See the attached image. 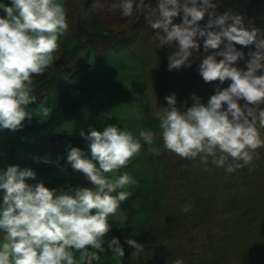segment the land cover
Instances as JSON below:
<instances>
[{
	"label": "clouds",
	"instance_id": "clouds-1",
	"mask_svg": "<svg viewBox=\"0 0 264 264\" xmlns=\"http://www.w3.org/2000/svg\"><path fill=\"white\" fill-rule=\"evenodd\" d=\"M216 6L212 0H158L146 19L160 46L175 45L169 71L190 67L192 53L199 51L202 40L204 52L210 53L199 62L204 82L231 81L227 88H218L207 105L193 96V105L185 111L176 107L174 94L165 97L168 106L157 114L164 148L182 159L199 156L205 165L211 157L213 165H227L225 170L231 173L251 164L253 153L264 147V74L258 75L264 69V33L245 27L238 14L216 15ZM117 7L123 17L133 14V0H121ZM0 10L5 13L0 17V129L15 131L32 115L26 109L36 101L33 76L42 75L52 65L59 39L69 25L57 0H11V6L0 3ZM180 13L182 22L174 23ZM205 15L207 23L201 26ZM235 45L255 46V51L248 53L246 70L234 66L244 58ZM44 114L49 110L44 109ZM81 136L91 158L80 148L70 147L67 162L94 188L70 187L58 193L42 182L27 183L36 177L31 168L11 165L0 172V264H88L105 251L109 217L131 197L128 187L137 183L127 173L115 179L106 174L124 168L142 145L132 132L115 125L103 131L91 129L87 134L82 131ZM139 136L148 145L154 142L151 130H141ZM229 157L237 163H228ZM42 162L49 163L47 158ZM190 209L191 205L185 204L182 211ZM126 242L134 249L132 258L143 253L141 243ZM108 249L113 258L125 255L117 238L108 242ZM175 264H183V259Z\"/></svg>",
	"mask_w": 264,
	"mask_h": 264
},
{
	"label": "rangeland",
	"instance_id": "rangeland-1",
	"mask_svg": "<svg viewBox=\"0 0 264 264\" xmlns=\"http://www.w3.org/2000/svg\"><path fill=\"white\" fill-rule=\"evenodd\" d=\"M66 1L57 0L62 6ZM0 3L11 6V0ZM119 3L121 0H94L88 9L82 0H73L69 5L72 30L68 28L60 37L59 49L64 47L78 65L89 64L92 80L75 117L61 125V130L68 132V137H61L56 145L61 150L58 154L50 153L51 159L58 162L49 164L54 184L74 178L78 184L94 188L83 173L71 168L67 152L70 147H78L91 158L79 129L103 131L115 125L132 132L142 147L124 168L106 174L115 179L127 173L137 181L127 189L131 197L121 203L114 217H109L111 228H120L119 235L124 239L111 233L105 237L106 247L112 238H117L131 257L134 249L125 243L128 239L144 245L139 257L128 258L130 264H175L180 258L183 264H264V147L253 153L251 164L231 173L225 170L227 165H213L211 157L205 165L199 156L195 160L182 159L166 150L157 115L168 106L165 97L174 94L176 107L185 111L193 105V96L207 105L212 85L204 82L198 71L184 67L169 71V56L175 46L163 51L155 31L144 26L132 27V22L121 15ZM133 4L136 15L147 11L150 16L155 11L148 0H133ZM4 15L0 10V17ZM92 15L100 16L104 24L118 34L114 38L95 40V45H82L76 39L80 36L74 28L79 18ZM61 52L54 53L53 60H57ZM260 74H264V69ZM213 82L220 90L230 85L219 80ZM59 89L60 85L51 87L39 104V110L34 108L38 115L32 114L35 117L31 116L29 123L23 125L28 124L33 129L42 114L46 120L48 115L44 114V109L51 113ZM141 130L153 132L152 145L140 138ZM36 134V145L46 142L41 126ZM261 135L264 138V130ZM23 137L16 141L26 144ZM28 139L32 142L29 134ZM228 163L237 161L229 157ZM185 204L191 205L186 213L182 211ZM116 263L124 264L119 257Z\"/></svg>",
	"mask_w": 264,
	"mask_h": 264
},
{
	"label": "trees",
	"instance_id": "trees-1",
	"mask_svg": "<svg viewBox=\"0 0 264 264\" xmlns=\"http://www.w3.org/2000/svg\"><path fill=\"white\" fill-rule=\"evenodd\" d=\"M83 6L85 8H90L94 0H82ZM154 6L157 7L158 0H148ZM217 6L215 8L216 15H222L225 12H231L232 14H238L243 17L245 27L251 28L256 27L264 33V0H212ZM183 3V0H181ZM73 4V0H67L63 5V8L66 12L67 23L69 29L71 28L70 17L72 16L69 11V5ZM137 12L132 14L130 17H127L130 22H132V27H141L150 28L146 17H148V12L143 11V14L136 15ZM183 14L180 13L176 18H174V23L182 22ZM208 16L205 15L204 20L200 21V25L204 26L207 23ZM74 30L78 33L80 37L76 39L85 44L95 45V40H100L102 38L113 37L115 34L109 27L104 24L102 18L98 15L88 16L85 19H78L77 26ZM81 36L82 40H81ZM85 37V38H84ZM111 40V39H110ZM114 40V39H112ZM65 46V45H64ZM175 46V45H172ZM163 51H168V46H160ZM237 50H240L244 53V58L238 60L234 66L246 70V61L249 59L248 53L250 51H255V46L250 45L247 47L241 45H235ZM223 45H221V49ZM62 52L59 56H64L58 61L53 60L52 65L46 69V71L40 76H33V87L37 92L36 101H41L44 99L46 92L55 85H60L59 95L57 97L56 105L52 109L51 113L48 114L47 119L40 121V126L46 134V138L51 142H60L61 137H68V132L66 130H61V125L67 120H71L75 117L79 104L82 101L83 93L88 88L92 80V74L89 64L78 65L77 61L71 59V54L65 51L64 47L60 49ZM176 50V48H175ZM210 54L205 53L203 49V41H200L199 51H193L191 59V66L184 67L186 70L198 71L199 72V62L203 56ZM222 57H217L219 61ZM259 75V72H258ZM212 85L210 87V95L212 96L216 92V82H208ZM225 85L231 84L230 80H225L223 82ZM39 126V127H40ZM84 131L88 133L84 128H80L78 133L81 138V132ZM23 139L27 141V136L24 135ZM73 180H64L59 184V187H64L66 185L72 184ZM120 228L112 227L108 233H113L119 235ZM120 236V235H119ZM122 239L123 236H120ZM127 244V242H125ZM101 258V253L99 258L88 262V264H98Z\"/></svg>",
	"mask_w": 264,
	"mask_h": 264
},
{
	"label": "crops",
	"instance_id": "crops-1",
	"mask_svg": "<svg viewBox=\"0 0 264 264\" xmlns=\"http://www.w3.org/2000/svg\"><path fill=\"white\" fill-rule=\"evenodd\" d=\"M2 2V0L0 1ZM61 49V47H60ZM60 49L55 52L56 54L60 52ZM54 55V54H53ZM33 88V95L36 96L37 99V92L35 88ZM44 101L42 99L41 101H35L33 103H30L31 108H27L26 110L30 112L31 114H36L37 116L38 112L35 110H39L38 106L39 104ZM35 108V110H34ZM32 117H35L31 115ZM37 122L34 124L33 129L32 127L27 125H23L21 129L12 131L8 129H0V172L6 171L8 166L11 165H18L20 168H31L35 173L36 177L35 179H29L26 182L29 184H36L42 182L45 187L49 189H57V192L59 193L60 190H67L68 188H85L84 184H78L77 181L74 178H71L69 180H73L72 184L59 187V184H54L55 181H53V175H50V165L58 163L55 159H51L50 153L58 154L61 150L59 146H56L58 142H51L48 139L46 142L40 143V145H36V133H38L40 127L39 123L40 121H43V114L41 117H37ZM29 123L28 118L25 119V121L22 122ZM33 123V121H32ZM28 134L31 136L32 142H30V139H28ZM26 135L27 141H25L26 144H19L16 140L18 137ZM35 135V136H34ZM35 139V140H34ZM23 142V141H22ZM54 150L55 152H50L51 150ZM38 158L41 162H37ZM44 158H47L49 163L42 162ZM57 158V157H56ZM44 164H47V166H44ZM50 164V165H49ZM54 168H56V165H52ZM56 173V170L53 172ZM68 180V179H67ZM3 202V191L0 190V204ZM111 233H107L105 237L109 236ZM0 238H2V233H0ZM104 248L105 251L101 253V258L98 264H114L116 261V258H113L112 253L107 250L108 247H106V244L104 242ZM132 257V255H131ZM129 256V252H126L124 257H119L124 264H130L128 263V258H131ZM78 258V257H77ZM97 264V263H96ZM121 264V263H116Z\"/></svg>",
	"mask_w": 264,
	"mask_h": 264
},
{
	"label": "built area",
	"instance_id": "built-area-1",
	"mask_svg": "<svg viewBox=\"0 0 264 264\" xmlns=\"http://www.w3.org/2000/svg\"><path fill=\"white\" fill-rule=\"evenodd\" d=\"M84 132V131H83ZM85 133V132H84ZM86 134V133H85ZM90 251H92L91 249H90ZM99 258V255H98V257L97 258H94V259H91L89 262H92L93 260H95V259H98Z\"/></svg>",
	"mask_w": 264,
	"mask_h": 264
},
{
	"label": "water",
	"instance_id": "water-1",
	"mask_svg": "<svg viewBox=\"0 0 264 264\" xmlns=\"http://www.w3.org/2000/svg\"><path fill=\"white\" fill-rule=\"evenodd\" d=\"M64 56H61L59 59H58V61L60 60V59H62Z\"/></svg>",
	"mask_w": 264,
	"mask_h": 264
}]
</instances>
